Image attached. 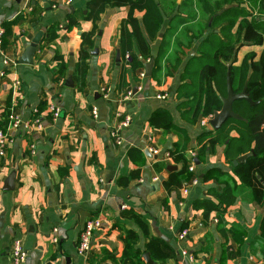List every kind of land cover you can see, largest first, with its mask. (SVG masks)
Listing matches in <instances>:
<instances>
[{"label":"crops","instance_id":"0c3cea01","mask_svg":"<svg viewBox=\"0 0 264 264\" xmlns=\"http://www.w3.org/2000/svg\"><path fill=\"white\" fill-rule=\"evenodd\" d=\"M89 1L0 0V28L10 31L5 50L0 49V74L5 60L14 66L0 75V112L5 110L10 92L14 101L15 83L19 82L21 99L11 117L31 127L8 130L10 141L0 155V264H11L15 240L27 251L24 264H89L91 260L96 264L104 253L115 258L99 264H147L143 256L149 253V238L124 215L130 209L147 221L153 237L165 241L176 252L175 259L165 263L153 260L149 253L153 264H264V244L260 240L264 205L253 200L252 192L231 166L241 152L253 149L251 137L241 124H237L242 126L239 128L230 123L216 134L209 123L211 116L191 121L194 97L182 94L195 85L200 63L210 54L213 34L225 41L228 35L235 34L237 26L227 32L226 23L213 26L208 7L216 0H154L164 19L158 38L149 41L150 59H155L152 76L142 78L140 74H145L144 66L150 59H143L134 41V52L143 68L133 73L120 47V30L128 7L107 6L95 25L81 20L77 27L60 31L58 39L42 47L52 25L65 28L68 15L77 11L86 15ZM220 13L221 10L217 12ZM201 14L210 16L206 26ZM142 15L137 13L138 20ZM142 31L147 37L143 26ZM40 32L44 36L34 65H19L24 50ZM90 34L93 46L83 42V37ZM81 49L88 52L89 58L80 59ZM263 51L264 43L242 44L237 48L235 66L239 67L247 54L259 57ZM56 55L64 57L67 65L65 83L59 89ZM78 68L87 71L81 91L74 78ZM68 79H72L73 88L66 87ZM220 84L219 74L216 85ZM128 92L132 97L126 100ZM159 96L166 99L160 100ZM44 102L47 106L39 115L44 131L36 132L32 123ZM52 104L60 113L51 121L47 114ZM93 108L98 110L97 118L92 115ZM161 109L170 113L181 132L149 126L152 115ZM126 116H130L131 124L120 130ZM119 130L121 145L110 136ZM207 136H213L218 144L214 151L204 147L206 151L200 158L198 150L205 145ZM177 144H186L189 168L193 166L195 172L181 177V187L167 189L164 182L169 174L182 166L172 162L167 152ZM132 149L144 154L141 163L130 159ZM149 149L157 150L159 155L149 151V157L145 153ZM157 163H163L164 169ZM170 166L176 170L168 172ZM139 167V179L132 180L128 187L118 183L119 178L129 177ZM12 172L16 173L14 190L3 191ZM195 177L197 184L193 183ZM226 187L236 195V202L224 216L226 224H220L217 211L205 223L202 211L193 209L194 203H218L215 194ZM90 220L100 221L101 226L85 257L78 254L77 245ZM184 224L187 235L180 238ZM126 231L138 236L130 243L133 252L142 254V263L129 256L123 258ZM56 236L57 244L53 241Z\"/></svg>","mask_w":264,"mask_h":264},{"label":"trees","instance_id":"16d2710c","mask_svg":"<svg viewBox=\"0 0 264 264\" xmlns=\"http://www.w3.org/2000/svg\"><path fill=\"white\" fill-rule=\"evenodd\" d=\"M211 4V16L214 17L216 15L214 19L211 17L213 26L221 22L226 23L224 27L226 32L231 31L235 26L237 27L235 34L232 36L228 35L225 41L214 34L211 37L209 42L210 54L206 55L204 61L200 63L198 79H196L195 85L190 88L191 90H196V93L188 96L194 97L193 106L190 109V120L196 121L200 117H210L213 116L215 111L221 110L222 102L219 96L224 94L220 91L221 86L216 85V81L218 75H221L222 70L225 78L223 89L227 95L226 75L228 65H231V79L234 93H241L246 82H248L246 92L253 102H259V104L251 105L245 100L236 101L233 105V110L246 119V122L228 119L219 131L214 132L216 134L221 133L230 123L241 124L245 127L251 137L252 148L256 156L250 158L245 164L234 166L232 162L231 166L232 170L240 178L242 184L252 192L253 200L258 205H264V51L259 57L255 53L247 54L243 58L240 66H235L238 47L242 44L261 46L264 43V0H216L214 3L212 1ZM226 5L231 6L224 9ZM242 5H245V7H242ZM107 6L128 7L129 9L128 16L122 21L121 25L120 47L125 63L133 73H137L138 70L143 68V63L138 60V56L134 52V41H136L140 55L147 61L151 58L149 41H155L162 29L163 13L154 0H90L87 5L88 13L86 15L78 11L73 12L68 15V24L65 28H61L59 24L52 25L47 30L42 47L58 39L60 37V31H69L77 27L81 20L93 21L95 25ZM220 10L221 13L217 14ZM137 13H143L141 21L138 20ZM238 19H240L239 22ZM142 26L146 31L147 37L142 31ZM5 31V39L2 44L3 50L6 48L7 37L10 35L8 29ZM83 42L89 46H93L92 35H85ZM87 58H89L88 52L81 49L80 59ZM158 60L159 55L156 58V62ZM54 62L58 66L56 83L60 84L58 86L59 89L65 83L67 65L64 57L60 55L54 57ZM86 74V70L78 68L76 76H74L76 82L79 83L78 87L80 91L84 88ZM46 106L47 103L44 102L38 108L37 117L44 111ZM14 109L12 92H10L6 99V108L0 112V115L5 120V129L9 125L10 117ZM47 117L49 120H53L52 113H48ZM149 126L152 129H161L166 132L173 130L178 132L182 131V129L177 128L173 124L170 113L162 109L152 115L149 120ZM205 139V145H202L198 150L200 158L206 151L204 147L207 146L209 151H214L218 144L213 136H207ZM185 151L186 144H177L174 149L167 151L172 162L182 165L179 171H174L169 174L168 180L164 182L167 189L181 187V177L189 172L190 160L187 158ZM243 154L245 152H241L239 155ZM129 157L134 163H141L139 160L143 159L144 154L139 150L132 149L129 152ZM156 166H161L164 169L163 163H157ZM141 171V167L133 169L129 177L119 178L118 183L123 187H128L132 180L141 177ZM215 195L218 203L211 200H197L194 203L193 209L202 211V218L205 223L209 222L211 213L217 211L220 216V224L225 225L224 216L227 213L228 207L236 202V195L230 187H226L222 192H217ZM124 215L133 219L142 228L144 235L149 238L147 250L153 260L165 263L166 261H173L175 259L176 252L165 241L155 238L150 234L148 223L142 215L132 209L125 210ZM185 227H187L186 224L183 225L181 231ZM231 235L233 236L234 233ZM137 239L138 236L135 233L130 231L125 232L123 258L129 256L135 259L136 262L142 263V259H140L142 254L139 251L133 252V246L130 243V240ZM260 240L264 244V219ZM110 258L115 257L104 253L102 259L97 260L96 264ZM89 264H95V261L91 260Z\"/></svg>","mask_w":264,"mask_h":264},{"label":"built area","instance_id":"2783aa9c","mask_svg":"<svg viewBox=\"0 0 264 264\" xmlns=\"http://www.w3.org/2000/svg\"><path fill=\"white\" fill-rule=\"evenodd\" d=\"M55 7L56 6H53V8H55ZM4 35H5V30L3 28H0V49H1L3 41H4ZM12 67H14V66L11 65L7 60H5L4 61V70L1 72L0 75L4 76L9 70L12 69ZM140 77H142V78L145 77V74H143V73L140 74ZM19 85H20L19 82L15 83V91L13 93L14 94V101H13L14 106L21 99V97L19 95L20 94ZM131 97H132V92H128L125 99L128 100ZM158 99L164 100V99H166V96H159ZM50 110H51V113L53 114V118H57L59 116L60 111L55 105L52 104L50 107ZM92 115L94 116V118L98 117V110L96 108L92 109ZM131 121L132 120H131L130 116H126L124 118V120L121 122L120 130L129 127L131 124ZM32 124H33V129L36 132L44 131V126H43V123L41 121L40 116L36 117ZM22 126L25 128V130L31 129V127L29 125H27V124L23 125L22 122L18 118L10 117L9 125L5 129V120H4L3 116L0 115V155H3L5 153V149H6L7 145L9 144V141H10L8 138L7 131L10 129H20ZM120 130H119V132L114 131V132L110 133V136L113 138V140L116 142L117 145H121V143H122V139L120 137ZM31 149L33 150V153H34L35 147L32 146ZM149 151L151 152L152 155H157V156L159 155V152L157 150L149 149ZM189 171L194 173L195 168L193 166H191L189 168ZM193 183L194 184L198 183L197 177H195V180ZM100 226H101V223L98 220H90L85 224V226L83 227V229L80 233L79 242L77 245V252L79 255L85 256V257L89 256L94 234L100 228ZM54 232H56V230H54ZM186 235H187V231H183V232H181L179 237L184 238ZM53 241L56 244L58 243L59 240H58L57 236L53 238ZM26 258H27V251L25 250L24 246L22 245V243L19 240H15L11 246V264H24Z\"/></svg>","mask_w":264,"mask_h":264},{"label":"water","instance_id":"95a60500","mask_svg":"<svg viewBox=\"0 0 264 264\" xmlns=\"http://www.w3.org/2000/svg\"><path fill=\"white\" fill-rule=\"evenodd\" d=\"M86 13V12H84ZM44 36L43 32L38 33L35 38L31 41L29 46L24 50L20 60L18 61L19 65H34V59L36 57V54L38 52L39 46L41 44L42 38ZM117 62H120V53H117ZM155 64V59H150L148 63L145 64V77L150 78L153 73V68ZM231 65H228L227 67V75H226V87H227V95L219 96L221 102H222V108L220 111H215L213 113V116L210 120V126L214 131H219L223 124L228 119H234L240 122H246V119H244L239 114L235 113L233 110V105L236 101L239 100H245L251 105H258L259 102H253L250 97L248 96L246 89H247V83L245 84V87L241 93H234L233 87H232V79H231ZM66 87L73 88L74 84L72 82V79H68L66 81ZM145 153L151 157L152 155L149 153V150H145ZM256 153L254 149H252L250 152L238 157L236 160L233 161L234 166H238L241 164H245L250 158L255 157ZM191 158V157H190ZM194 163H196V159L193 160ZM197 164V163H196ZM198 165V164H197ZM80 168V166L78 167ZM78 168H76L78 170ZM168 172H172L176 170V167L170 166L167 168ZM16 178V173L12 172L8 178L6 179L4 186L2 188L3 191L11 192L14 190V182ZM160 181H163V178L160 179ZM145 262L147 264H153L150 254L146 253L143 256Z\"/></svg>","mask_w":264,"mask_h":264},{"label":"rangeland","instance_id":"374dc122","mask_svg":"<svg viewBox=\"0 0 264 264\" xmlns=\"http://www.w3.org/2000/svg\"><path fill=\"white\" fill-rule=\"evenodd\" d=\"M199 9H201V8H199ZM208 9H210L211 11H212V7H208ZM209 15H210V13H209ZM208 14L207 15H202L201 14V18L203 19V21L205 22V24L203 25V26H206V23L207 22H209L210 21V16H209ZM189 75H190V73H189ZM224 73H223V71L221 70V75H220V82H221V84H220V91L224 94V95H222V96H226V93H225V91H224V89H223V87H224ZM194 93H196V90H183L182 91V94L183 95H190V94H194ZM237 127H242V126H239V125H237V124H235Z\"/></svg>","mask_w":264,"mask_h":264}]
</instances>
